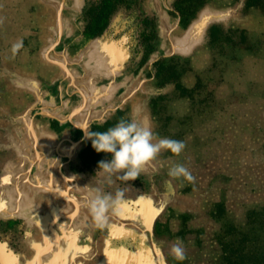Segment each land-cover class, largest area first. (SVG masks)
Returning <instances> with one entry per match:
<instances>
[{"label":"rangeland","instance_id":"rangeland-1","mask_svg":"<svg viewBox=\"0 0 264 264\" xmlns=\"http://www.w3.org/2000/svg\"><path fill=\"white\" fill-rule=\"evenodd\" d=\"M93 2L0 0V264L257 260L264 12L244 0H129L91 37ZM122 117L183 152L163 150L135 180L105 174L98 162L111 154L83 129ZM177 163L193 181L168 175ZM97 187L124 193L103 228L84 206ZM178 238L184 261L171 254Z\"/></svg>","mask_w":264,"mask_h":264},{"label":"clouds","instance_id":"clouds-1","mask_svg":"<svg viewBox=\"0 0 264 264\" xmlns=\"http://www.w3.org/2000/svg\"><path fill=\"white\" fill-rule=\"evenodd\" d=\"M83 130L97 153L111 154V160L99 161L98 168L109 176L117 175L123 170L124 174L120 177L125 181L137 179L163 150H170L178 156L185 148L183 141L170 138H160L157 141L149 124L135 118L122 117L114 126L102 132ZM168 175L172 178L182 177L189 182L194 180L188 168L182 163L173 165ZM123 196L122 191H117L113 195L99 187L88 193L84 206L97 227L105 226L109 213H120ZM171 254L177 261H184L187 258L183 242L179 238L172 246Z\"/></svg>","mask_w":264,"mask_h":264},{"label":"trees","instance_id":"trees-1","mask_svg":"<svg viewBox=\"0 0 264 264\" xmlns=\"http://www.w3.org/2000/svg\"><path fill=\"white\" fill-rule=\"evenodd\" d=\"M129 0H94V2L89 6L85 13V25L83 27L84 33L91 37H96L102 35L107 29L111 17L116 13V11L122 6L128 3ZM245 7H255L264 12V0H244ZM153 32H149L147 35L153 38ZM152 48V44H146V48ZM107 125H97L94 124L91 127V131H105ZM89 146L92 147L91 140H89ZM249 263L246 264H264V253L259 254L256 259H250ZM226 264H237V262H230L229 257L226 258ZM242 264V263H240Z\"/></svg>","mask_w":264,"mask_h":264},{"label":"crops","instance_id":"crops-1","mask_svg":"<svg viewBox=\"0 0 264 264\" xmlns=\"http://www.w3.org/2000/svg\"><path fill=\"white\" fill-rule=\"evenodd\" d=\"M115 60H116V65H117V64H118V61H119V59H115ZM117 71H118V70L116 69V70H115V73H117ZM115 73H114V74H115Z\"/></svg>","mask_w":264,"mask_h":264}]
</instances>
